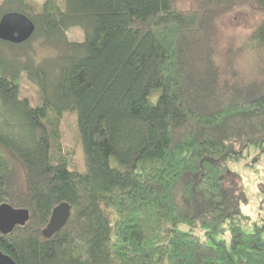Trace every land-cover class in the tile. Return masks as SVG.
Returning <instances> with one entry per match:
<instances>
[{"label":"trees","instance_id":"1","mask_svg":"<svg viewBox=\"0 0 264 264\" xmlns=\"http://www.w3.org/2000/svg\"><path fill=\"white\" fill-rule=\"evenodd\" d=\"M239 7L259 20L220 60L214 20ZM1 9L35 26L22 44L0 40V204L29 213L0 233L3 254L15 264H264V225L242 230L247 195L230 169L251 148L264 154V0H0ZM71 28L82 40L67 39ZM34 37L56 54L34 63ZM22 74L35 103L20 96ZM62 124L83 172L69 169ZM61 202L70 217L44 238ZM195 228L229 240L206 243Z\"/></svg>","mask_w":264,"mask_h":264},{"label":"rangeland","instance_id":"2","mask_svg":"<svg viewBox=\"0 0 264 264\" xmlns=\"http://www.w3.org/2000/svg\"><path fill=\"white\" fill-rule=\"evenodd\" d=\"M2 10L3 9L0 11ZM258 20V15L247 7L234 8L215 18L213 28L217 43L216 52L220 60L228 47L238 46L245 39L255 27ZM66 37L69 41H80L83 37L82 30L80 28H71L66 32ZM26 49L29 56L33 58L34 63L40 61V59L51 57L56 54V50L45 44L40 37H34ZM4 52L5 55L9 56V53L12 51L4 50ZM247 60H249L247 57L242 58V63ZM246 63L244 65H246ZM20 96L28 98L32 103H35L36 90L34 86L25 79L24 74H22L20 80ZM72 121L73 118H70L69 125L71 128L73 125ZM61 137L65 148L73 146L69 169L83 172L85 170V163L80 144L77 143L73 136L71 137L69 128L63 124L61 126ZM230 169L238 173L242 178L247 195L246 203L241 205V210L248 219L241 224V228L245 232H252L254 226L264 225V200L259 191L260 185L264 184V154H260L258 150L251 148L246 153L245 158L239 162L232 163ZM182 229L188 230L185 226H183ZM191 233L209 244L214 241L228 242L229 240L228 231L214 234L209 238L205 236V232L200 228L193 229Z\"/></svg>","mask_w":264,"mask_h":264},{"label":"water","instance_id":"3","mask_svg":"<svg viewBox=\"0 0 264 264\" xmlns=\"http://www.w3.org/2000/svg\"><path fill=\"white\" fill-rule=\"evenodd\" d=\"M35 30L34 23L25 14L10 11L0 17V40L11 44H22L29 40ZM70 217V206L61 202L55 206L45 228L41 231L44 238H50L61 230ZM29 219L26 209H15L7 203L0 204V233L6 235L16 226H23ZM0 264H15L0 251Z\"/></svg>","mask_w":264,"mask_h":264}]
</instances>
